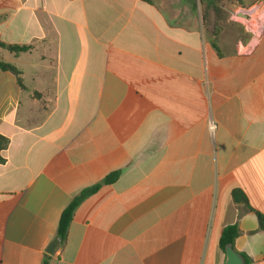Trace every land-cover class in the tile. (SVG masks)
<instances>
[{
	"label": "crops",
	"instance_id": "1",
	"mask_svg": "<svg viewBox=\"0 0 264 264\" xmlns=\"http://www.w3.org/2000/svg\"><path fill=\"white\" fill-rule=\"evenodd\" d=\"M0 0V264H264V32L212 0ZM203 7L206 11L204 13ZM229 9V7H228ZM237 13V12H236ZM21 81V83H20Z\"/></svg>",
	"mask_w": 264,
	"mask_h": 264
},
{
	"label": "trees",
	"instance_id": "2",
	"mask_svg": "<svg viewBox=\"0 0 264 264\" xmlns=\"http://www.w3.org/2000/svg\"><path fill=\"white\" fill-rule=\"evenodd\" d=\"M239 4L237 5H243L242 0H237ZM200 2L203 4L204 1L200 0ZM208 7L212 8L215 14V26L214 30L212 31V45L217 50V52L220 55V50L217 44V37L222 32V30L225 27V24L228 20V7L222 3V1L219 0H212ZM204 13H206L204 7H203ZM32 47L30 45H8L0 40V49H7L11 52H14L16 54L29 51ZM0 71L2 72H11L15 75H19L20 72L12 65L4 63L0 58ZM21 83V81H20ZM8 139L0 134V164H3L5 162V159L2 156V152L7 148L8 146ZM119 178V173L115 172L111 175L107 176L101 183H98L94 186L88 187L84 190H82L71 202L70 204L64 209L62 212L61 218L59 220L58 229L56 238L61 239V245L64 244V242L67 239L69 227L72 223L73 217L75 215V212L77 208L90 196L94 195L104 184H112ZM233 198L237 204H241L244 206L246 211L249 212H255L259 224L260 229L264 230V215L260 212L255 211L252 207H250L248 199L246 195L240 191L236 190L233 192ZM240 235V230L238 224L230 225L226 227L222 233L220 245L222 250L225 251V247L228 244H232L234 246L236 238ZM245 258V264H250L251 260L247 255H243ZM51 256L45 255V259L43 261V264H50Z\"/></svg>",
	"mask_w": 264,
	"mask_h": 264
},
{
	"label": "rangeland",
	"instance_id": "3",
	"mask_svg": "<svg viewBox=\"0 0 264 264\" xmlns=\"http://www.w3.org/2000/svg\"><path fill=\"white\" fill-rule=\"evenodd\" d=\"M222 1L228 9V18L236 16V12H240L241 15L232 20V24L237 27V31L242 33L245 31L248 34L259 35L264 32V0H242L243 5H237V0H219Z\"/></svg>",
	"mask_w": 264,
	"mask_h": 264
},
{
	"label": "water",
	"instance_id": "4",
	"mask_svg": "<svg viewBox=\"0 0 264 264\" xmlns=\"http://www.w3.org/2000/svg\"><path fill=\"white\" fill-rule=\"evenodd\" d=\"M61 245V239L55 238L48 246L46 253L48 255H54L56 249ZM226 260L225 264H245L244 256L234 249L232 244H228L225 247Z\"/></svg>",
	"mask_w": 264,
	"mask_h": 264
},
{
	"label": "built area",
	"instance_id": "5",
	"mask_svg": "<svg viewBox=\"0 0 264 264\" xmlns=\"http://www.w3.org/2000/svg\"><path fill=\"white\" fill-rule=\"evenodd\" d=\"M239 15H241V13H240V12H237V13H236V16H234L232 19L235 20V21H238V19H235V17L240 18ZM240 19H241V18H240ZM254 34H255V33H254Z\"/></svg>",
	"mask_w": 264,
	"mask_h": 264
}]
</instances>
